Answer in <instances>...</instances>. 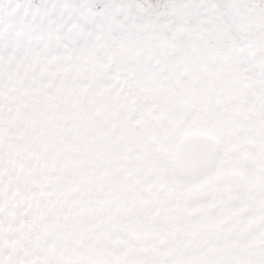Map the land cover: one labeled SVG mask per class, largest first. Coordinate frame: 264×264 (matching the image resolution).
Segmentation results:
<instances>
[{
    "label": "snow or ice",
    "instance_id": "obj_1",
    "mask_svg": "<svg viewBox=\"0 0 264 264\" xmlns=\"http://www.w3.org/2000/svg\"><path fill=\"white\" fill-rule=\"evenodd\" d=\"M0 264H264V0H0Z\"/></svg>",
    "mask_w": 264,
    "mask_h": 264
}]
</instances>
